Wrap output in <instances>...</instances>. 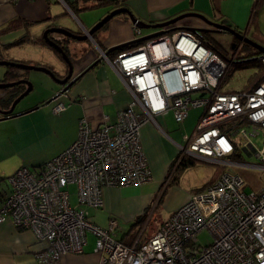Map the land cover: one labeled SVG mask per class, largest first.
Wrapping results in <instances>:
<instances>
[{"label":"built area","instance_id":"built-area-1","mask_svg":"<svg viewBox=\"0 0 264 264\" xmlns=\"http://www.w3.org/2000/svg\"><path fill=\"white\" fill-rule=\"evenodd\" d=\"M133 30L134 38L140 35L135 24ZM203 36L177 29L111 56L100 51L131 100L115 119L105 115L97 126L81 118L76 139L62 152L35 167L19 166L7 177L10 190L0 202V222L8 219L47 242L36 253L37 264H58L65 254L81 253L87 232L95 237L101 264H264V186L245 191V180L236 170L248 165L264 170V77L249 89L223 86L237 53L226 60ZM258 55L264 67V54ZM198 91L203 94L196 95ZM55 101L52 110L59 113L66 104L58 97ZM192 107L202 112L193 131L177 143L175 163L189 155L224 168L161 220L150 236L141 239L139 233L125 243L113 236L115 219L101 226L86 210L71 207L70 183L76 185L79 204L101 207L105 186L149 182L141 126L169 110L182 123ZM258 135L260 146L253 140ZM242 152L258 161L236 160ZM232 153L236 158L229 159ZM203 229L212 241L198 245L196 234Z\"/></svg>","mask_w":264,"mask_h":264},{"label":"crops","instance_id":"crops-1","mask_svg":"<svg viewBox=\"0 0 264 264\" xmlns=\"http://www.w3.org/2000/svg\"><path fill=\"white\" fill-rule=\"evenodd\" d=\"M255 2L256 0H0V57L23 63L35 60L37 62H33L34 65H43L62 73L64 59L43 39V31L48 27H65L75 32L85 31L108 11L118 6L127 7L133 15L148 22L163 21L180 13L195 11L215 21L228 24L246 36L252 33L253 37L262 39L264 34L256 18ZM188 19L191 26L205 25L199 17L189 16ZM101 28L103 29H98L95 37L99 39L98 43L93 42L95 47L91 46L90 39L77 41L65 36L67 41L64 43L71 48L70 50H74L73 56L70 57L75 59L74 73H78L96 60L100 50L105 51L109 46L130 41L134 37L133 23L124 13L114 16ZM153 30L151 29L150 32ZM142 34H146L143 29L140 35ZM48 35L53 39L58 38L61 43L63 35L56 32H49ZM140 43L121 49H131ZM97 45L101 49H98ZM230 48L235 49L231 45ZM16 49L29 50L15 52ZM116 51L110 53L114 54ZM252 57L244 58L241 55V58L234 61H244ZM9 71H12L16 79L31 80L32 76L30 77L28 70L12 67ZM49 77L50 75L47 74V78L44 79L46 94L44 93L42 98L36 103L19 107L14 111H23L35 106L37 108L0 120V202L3 195L10 190L7 177L19 166L35 167L53 158L76 139L81 118L86 119L91 126H97L102 123L105 115L115 119L117 111L124 108L131 100L130 92L110 63L101 59L94 67L85 70L69 90L58 97L66 107L55 113L52 110L54 105L50 108L51 103L47 100L61 88V85L52 77L48 79ZM222 85L229 87L225 83V77ZM195 94L200 95L203 92L198 91ZM201 112L196 114L193 128ZM165 114L157 115L156 122L146 121L140 128V142L152 179L143 184L105 186L102 206L95 207L91 215L87 211L90 219L101 226H105L111 218L117 221V215L129 219L130 224L121 236H118L116 231L113 234L115 239L125 243H131L146 228L142 229L141 226L131 228L136 215L141 214L151 205L153 210L162 201H159L160 197L162 199L164 196L167 199L176 197L177 200L167 207V215H169L192 192H195V189L189 192H177L178 179L172 183L167 182L171 176L172 160L177 155V143L181 142L172 138L171 129L164 121ZM185 119L182 123L175 121L178 127L184 128ZM184 133L181 132V139ZM208 182L196 189H202ZM88 233L90 232L86 233V243L82 252L65 254L58 264H101L102 253L95 251V237L91 233L88 238ZM45 246L47 242L38 240L31 229L18 227L8 219L0 222V264H37L36 253Z\"/></svg>","mask_w":264,"mask_h":264},{"label":"rangeland","instance_id":"rangeland-1","mask_svg":"<svg viewBox=\"0 0 264 264\" xmlns=\"http://www.w3.org/2000/svg\"><path fill=\"white\" fill-rule=\"evenodd\" d=\"M256 11H257L256 18L259 21L262 34H264V0L261 1ZM188 18L189 17L182 18L179 21H177V23H179V25H182V26L192 25L190 22V19ZM102 29L103 28H100V30ZM150 30L151 29H143V31L146 33L147 31L150 32ZM248 34H249L248 36L252 40L258 42L261 45H264V37H262V39H259L258 37L257 38L253 37L252 33H248ZM231 36L232 35L227 32H217V33H212L207 36H203V39L208 46L215 47L217 50L220 51V53L223 56L228 58L231 56V52H232V49L230 48V45L232 43ZM95 40L99 41L98 38H96ZM91 46L95 47L92 41H91ZM28 50L29 49H22V50L16 49L15 52H21V51L24 52ZM259 61L261 60L259 59ZM33 62H37V61L34 60L32 62H26V63L33 64ZM229 68H230L229 75L226 77L225 83L228 84V86L233 89L244 88L246 84L249 82V78L250 77L252 78V76H254L257 73V68L253 64H248L244 66H240V65L236 66L235 64H232L231 62L229 63ZM27 72L29 73L30 77L32 76L31 80L30 79L28 80L33 84V88L29 93H27L23 98L19 100V102L17 103L15 107V110H17L19 107L28 106L32 103H36L39 98H42V96H44V93L46 94V92H44L45 90H44L43 84H44L45 77L47 78V74L41 70H33V69H30ZM48 79H50V77ZM50 103L51 105L49 107L51 108V106L54 105L56 101L53 100ZM135 108L138 109L139 107L135 106ZM201 111H202V108L200 107L190 108L188 112V116L185 119L183 129L182 127L181 128L178 127V124L173 119L172 112L168 111L164 115V121H166L168 128L171 129L170 134L172 138L176 139L178 142L183 143L181 139V135H180L181 132L183 133L185 132L187 134H190L192 132L196 114H198V112H201ZM253 140L256 146H260L261 141H262V135H258L254 137ZM236 160L247 162L250 164H254L258 161L256 156H254L253 154L249 155L246 152H242V154L238 156ZM220 168L223 169L224 166L223 165L221 166V164L210 162L200 157L198 158L195 157V163L193 165L185 167L176 173L178 177L177 179L179 182L177 183V186H176L177 192L179 193L189 192L193 189L201 187L203 184H205L209 180L210 181L208 183H210L213 177H215L217 173L220 171ZM236 170L243 176L245 180V187H244L245 191L258 189L264 186V170L259 169L255 166H250V165L236 167ZM172 173L173 171H171V174ZM67 191L69 193V201H70V205L72 208L84 209L88 211L90 215L93 214L95 207H91L86 204L78 203L77 189H76L75 184L73 183L68 184ZM176 200H177L176 197L172 196L167 199L164 196V198L162 199L163 202L161 201L159 204H157L156 207L153 208V210L151 207L153 205H151L149 208L146 209L147 215L144 219V223L141 224L142 228L144 227L146 228L145 230L142 231L140 235L141 239L142 237L144 238V237H147L148 235L150 236L152 234L151 232L154 231L158 223L161 220H164L169 216L167 215V210H168L167 207L171 206ZM117 221H118V226H117L116 233L118 236H121V234H123V232L127 230L130 224V221L129 219H126L122 215H117ZM90 235H91V232L88 233L87 237L90 238ZM211 241H212V235L207 229H203L196 234V243L198 245H206L210 243Z\"/></svg>","mask_w":264,"mask_h":264},{"label":"water","instance_id":"water-1","mask_svg":"<svg viewBox=\"0 0 264 264\" xmlns=\"http://www.w3.org/2000/svg\"><path fill=\"white\" fill-rule=\"evenodd\" d=\"M121 13L126 14L127 17L130 19V21L133 24H135L136 26H138L140 29H154V30L149 32V33L143 34L138 38L132 39L130 41H125L122 43H118V44L109 46L104 51V54H109L112 51L120 50L123 47L129 46V45H132L135 43H139V42H142L143 40H146L148 38L159 36V35L164 34L166 32H170V31L177 30V29H184V30H188V31H202V32H227V33H230L231 35L237 37L239 40L251 45L252 47H254L258 51V53H260L261 55L264 54V45H261L258 42L252 40L251 38L246 36L244 33H241L240 31L234 29L230 25L224 24V23L219 22V21H215V20L207 17L206 15H204L202 13H198L195 11H188V12L180 13L178 15H175V16L168 18L166 20H163V21L148 22V21H144V20L136 17L135 15H133V13L127 7L118 6V7L111 9L110 11H108L101 19H99L91 27H89L88 29H85V31L75 32V31H72L71 29H68L65 27H48L43 31V33H42L43 39H45L50 45H52L62 55V57L64 59V69H63L62 73L56 74L53 70H51L48 67L43 66V65L27 64V63L15 61V60L1 59L0 58V89L11 88L17 84H23L24 85V88L22 89V91L17 90L13 94L6 93V94L0 96V103H1L0 104V120L12 118V117L27 113V112L37 108V106H35V107H31L29 109H25L23 111H17V112L14 111L19 100L21 98H23L27 93H29L32 90L33 84L26 78H18L15 80L6 81L7 74L9 72L10 68L17 67V68H21V69H25V70H30V69L41 70V71L47 73L48 75H50V77H52V79L55 82H57L59 85H61V88L58 89L50 99L47 100V102L49 103V102L55 100L56 97H59L60 95L64 94L66 91H68L70 86L73 84V82L85 70H88V69L94 67L98 61L103 59V57L100 54V56L95 61H93L91 64H89L87 67H85V70L80 72L79 75H77V73H74L75 72L74 71V60L75 59H71L70 57H68V55L65 53V51L61 47V45L56 40H54L53 38H51L48 35L49 32H56L60 35L71 37V38L76 39V40L89 39L92 37V34L94 32H96L98 29H100L111 18H113L114 16L121 14ZM189 16L199 17L200 19H202V21L204 22L205 25L201 26V27H195V26H191V25H188V26L183 25L182 26V25H178L176 23L180 19L185 18V17H189ZM206 25H209L210 27H208ZM231 47L232 48L234 47V43L231 44ZM258 56L259 55L257 54V55H254L252 58H257ZM225 59L228 60V58H226V57H225ZM2 103L5 105H9V107H7V108L3 107Z\"/></svg>","mask_w":264,"mask_h":264},{"label":"trees","instance_id":"trees-1","mask_svg":"<svg viewBox=\"0 0 264 264\" xmlns=\"http://www.w3.org/2000/svg\"><path fill=\"white\" fill-rule=\"evenodd\" d=\"M259 1L260 0H256L255 7L256 6L258 7ZM206 35L207 34H205V36ZM237 46H238V44L234 45L235 48ZM239 49H240V51L238 52L237 58H239L241 56L240 53H242V57H244V58L251 57V56H254V55L258 54V51H255L254 47H252L249 44L244 43V42H242L240 44V48ZM116 52H118V51H116ZM232 64H235L236 66H239V65L240 66H244V65H248V64H253L257 68V73L254 76H252V78L251 77L249 78V82L246 84V86L243 89H249L252 86H255L256 84H258V82L261 80V78L264 77V73H262V72H264V71H262V70H264V67H262V64H261V62L259 61L258 58H256V59L255 58H249L248 60H244V61L243 60H241V61L237 60V61L232 62ZM229 70H230V68H228V70L226 72L225 79L229 75ZM55 73L58 74V72H55ZM14 78H15V76L12 74V71H9L8 74H7V79H14ZM18 87H19V89L22 90L24 88V85H20ZM17 90H18V88H17ZM235 156H236L235 153H232V154H230L228 156V158H236ZM176 158H177V156H175L174 159L172 160L171 168H172L173 173L171 174L169 180L167 181L168 183H172V182H174L177 179L176 173L178 171H180L181 169H183L185 167L191 166V165H193L195 163V158L191 157L189 155H184L179 160V162L177 164L175 163V161L177 160ZM222 170L223 169L220 168V171L217 173V175ZM217 175L212 180H214L217 177ZM197 190L198 189H195L194 191H197ZM161 200H162V197H160L159 201H161ZM146 215H147L146 214V210H143V212L141 214H139L134 219V221L131 223V228L133 229L135 227H139V225L141 226V224L144 223V219H145ZM135 232L137 233V231H135ZM144 238H147V237H144Z\"/></svg>","mask_w":264,"mask_h":264},{"label":"flooded vegetation","instance_id":"flooded-vegetation-1","mask_svg":"<svg viewBox=\"0 0 264 264\" xmlns=\"http://www.w3.org/2000/svg\"><path fill=\"white\" fill-rule=\"evenodd\" d=\"M206 26H208V27H210L209 25H206ZM96 33H97V31L96 32H94L93 34H92V37L91 38H89L92 42H94V43H98L95 39V37H96ZM212 33H217V32H205V34H207V35H210V34H212ZM204 34V35H205ZM143 35V34H142ZM206 35V36H207ZM141 35H138L137 37H140ZM62 40H61V43L58 41V38H56V39H54V40H56L60 45H61V47L64 49V51H65V53L68 55V57H72L73 56V51L74 50H70L71 48H69V46L66 44V43H64V41H67L65 38V36L63 35L62 37ZM134 38V37H133ZM85 40H88V39H85ZM77 41H82V40H77ZM231 41H232V43H234V42H236V44H239L235 49H232V52H236L237 54H236V57L235 58H237V56H238V52L240 51V44L243 42V41H241V40H239L237 37H234V36H231ZM245 43V42H244ZM97 48L98 49H101L98 45H97ZM76 49V48H75ZM86 49V48H85ZM107 49V48H106ZM78 50V49H77ZM80 51H81V49H79ZM255 51H257L256 49H254ZM100 51H103L104 52V50H100ZM82 52V51H81ZM240 55H242V53H240ZM75 56V55H74ZM100 56V52H99V55H97V57H99ZM1 58V57H0ZM4 58V57H3ZM240 58H241V56H240ZM2 59V58H1ZM237 59H239V58H237ZM95 61V60H94ZM85 67H87V66H85ZM85 67L84 68H82L78 73H77V75H79L80 74V72H82V71H84L85 70ZM16 78H14V79H6V81H9V80H15ZM20 85H23V84H17V85H15V86H13V87H11V88H7V89H0V96L1 95H4V94H6V93H11V94H13V93H15L16 91H17V88H18V90H21V89H19V87L18 86H20ZM22 91V90H21ZM1 104V103H0ZM3 104V103H2ZM3 107H5V108H7V107H9V105H5V104H3Z\"/></svg>","mask_w":264,"mask_h":264},{"label":"clouds","instance_id":"clouds-1","mask_svg":"<svg viewBox=\"0 0 264 264\" xmlns=\"http://www.w3.org/2000/svg\"><path fill=\"white\" fill-rule=\"evenodd\" d=\"M138 27V26H137ZM139 28V27H138ZM140 33H141V29H140ZM136 38H138V37H136ZM133 39H135V38H133ZM137 46V45H136ZM122 50H125V49H122ZM117 51H121V49L120 50H117ZM110 54H112V53H109V54H106V55H108V56H110ZM259 54V53H258ZM104 59V58H103ZM234 61V60H233Z\"/></svg>","mask_w":264,"mask_h":264}]
</instances>
